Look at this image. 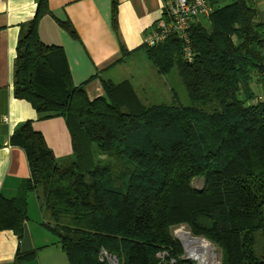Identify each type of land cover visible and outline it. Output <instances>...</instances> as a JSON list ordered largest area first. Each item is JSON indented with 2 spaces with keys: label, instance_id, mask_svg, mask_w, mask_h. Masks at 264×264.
<instances>
[{
  "label": "trees",
  "instance_id": "16d2710c",
  "mask_svg": "<svg viewBox=\"0 0 264 264\" xmlns=\"http://www.w3.org/2000/svg\"><path fill=\"white\" fill-rule=\"evenodd\" d=\"M46 3L21 28L13 96L41 119L61 117L72 153L55 159L31 121L9 143L68 264H194L171 234L179 226L215 246L220 264H264V14L249 0H207L211 13L188 30L190 62L175 36L142 45L159 76L176 69L191 102L146 105L127 81L101 82L94 100L72 85L62 51L38 37ZM26 220L25 201L0 194V231L20 239Z\"/></svg>",
  "mask_w": 264,
  "mask_h": 264
},
{
  "label": "crops",
  "instance_id": "0c3cea01",
  "mask_svg": "<svg viewBox=\"0 0 264 264\" xmlns=\"http://www.w3.org/2000/svg\"><path fill=\"white\" fill-rule=\"evenodd\" d=\"M249 1L264 14V0ZM36 7L37 0H0V194L25 201L27 215L20 239L10 230L0 231V264H68L56 236L42 225L48 217L39 209L37 195L25 190L29 178L25 154L9 143L12 133L31 121L55 159L69 158L72 153L61 117L41 119L28 102L13 96L17 41ZM46 8L48 12L37 24L39 40L62 51L74 87L83 85L89 100L103 96L101 82L127 81L134 89L136 73L130 58L144 54V35L163 17V0H116L115 28L112 0H47ZM60 22H68L75 37ZM139 99L147 102V97ZM29 252H35V257L15 261L17 253Z\"/></svg>",
  "mask_w": 264,
  "mask_h": 264
},
{
  "label": "rangeland",
  "instance_id": "374dc122",
  "mask_svg": "<svg viewBox=\"0 0 264 264\" xmlns=\"http://www.w3.org/2000/svg\"><path fill=\"white\" fill-rule=\"evenodd\" d=\"M130 61L133 63V69L136 73V83L134 82L133 85L134 90L137 92L138 96L141 99L143 98L144 100V98L147 97V102L145 103L146 105L170 104L172 102H176L181 106L191 105L188 94L177 74L176 69L171 70L167 75L156 76L154 67L145 58L143 53H136L132 58H130ZM252 87L254 89L253 91L258 94L259 91L256 89L255 85H253ZM68 159L69 158L67 157H63V159L58 160L61 162H66L68 161ZM115 162V160L110 161L111 165H114ZM122 168L123 170L128 172L132 169L130 165L126 164H122ZM191 185L194 189L199 190L203 187V181L202 179H194ZM180 232H187L188 234H190V232L185 226H179L171 230L172 236L182 245V241L178 237ZM190 236L192 238L201 239L208 246V252L207 255H205L207 264H220L221 254L215 246L201 237H194L191 234ZM183 251L184 258H187L188 255L186 251L184 249ZM191 261L196 264V261Z\"/></svg>",
  "mask_w": 264,
  "mask_h": 264
},
{
  "label": "built area",
  "instance_id": "2783aa9c",
  "mask_svg": "<svg viewBox=\"0 0 264 264\" xmlns=\"http://www.w3.org/2000/svg\"><path fill=\"white\" fill-rule=\"evenodd\" d=\"M210 13L207 0H163V17L145 34L143 45L154 47L175 36L182 44L183 59L190 62L193 57L188 38L190 25ZM108 261L115 264L113 257Z\"/></svg>",
  "mask_w": 264,
  "mask_h": 264
},
{
  "label": "bare ground",
  "instance_id": "6f19581e",
  "mask_svg": "<svg viewBox=\"0 0 264 264\" xmlns=\"http://www.w3.org/2000/svg\"><path fill=\"white\" fill-rule=\"evenodd\" d=\"M179 239L182 241L184 250L191 259L207 264L206 256L208 246L201 239L192 238L187 232H180Z\"/></svg>",
  "mask_w": 264,
  "mask_h": 264
},
{
  "label": "water",
  "instance_id": "95a60500",
  "mask_svg": "<svg viewBox=\"0 0 264 264\" xmlns=\"http://www.w3.org/2000/svg\"><path fill=\"white\" fill-rule=\"evenodd\" d=\"M182 247H183V249H184V246L182 245ZM113 259H114V262H115V264H117V260H116V258L115 257H113ZM187 260H193V259H191L189 256L186 258ZM194 261H196V264H203V262H199L198 260H195L194 259Z\"/></svg>",
  "mask_w": 264,
  "mask_h": 264
}]
</instances>
